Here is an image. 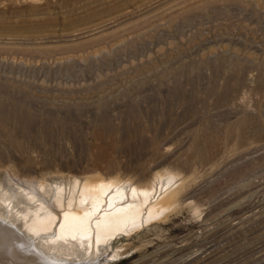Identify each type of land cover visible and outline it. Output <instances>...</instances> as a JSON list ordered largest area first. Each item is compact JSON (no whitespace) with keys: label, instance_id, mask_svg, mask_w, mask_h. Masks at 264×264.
<instances>
[{"label":"rangeland","instance_id":"rangeland-1","mask_svg":"<svg viewBox=\"0 0 264 264\" xmlns=\"http://www.w3.org/2000/svg\"><path fill=\"white\" fill-rule=\"evenodd\" d=\"M6 176L174 181L157 220L59 264H264V0H0Z\"/></svg>","mask_w":264,"mask_h":264},{"label":"bare ground","instance_id":"bare-ground-1","mask_svg":"<svg viewBox=\"0 0 264 264\" xmlns=\"http://www.w3.org/2000/svg\"><path fill=\"white\" fill-rule=\"evenodd\" d=\"M172 182L122 190L99 178L16 182L6 176L0 182V264L93 259L116 236L169 211Z\"/></svg>","mask_w":264,"mask_h":264}]
</instances>
